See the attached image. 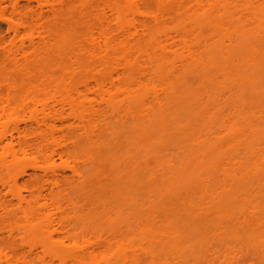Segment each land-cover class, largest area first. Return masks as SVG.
Wrapping results in <instances>:
<instances>
[{
    "label": "rangeland",
    "instance_id": "374dc122",
    "mask_svg": "<svg viewBox=\"0 0 264 264\" xmlns=\"http://www.w3.org/2000/svg\"><path fill=\"white\" fill-rule=\"evenodd\" d=\"M13 1L0 7V67L4 70L0 85L8 81L25 86L33 79L11 74L3 58L4 48L15 39L10 29L14 15L9 2ZM135 1L148 14L172 7L159 0ZM51 22L48 33L54 40L53 52L37 58L30 70L41 66L60 74L56 62L68 64L67 54L82 26L70 22L75 31L62 40L59 22ZM256 31L264 34V28ZM214 33L213 27L203 31L204 36ZM257 34L248 36L245 44L228 46L224 56L213 45L205 50L208 59L214 56L226 66L224 72L187 65L172 74L174 69L167 64L162 75L167 91L160 103L152 99V91L140 92L125 108L123 119L107 112V122H100L93 141L79 133L72 137L70 161L81 168V178L66 169L71 183L63 185L54 201L67 210L75 234L89 236L123 228L128 235L130 226L131 239L149 244L151 232L168 234L174 229L172 236L158 237L157 260L138 254L141 264H264V213L257 212L264 208V47L258 50L260 58L249 48ZM241 52L248 58L244 64L234 58ZM153 72L156 78V67ZM91 75L79 70L68 81L75 84ZM33 76L40 72L34 71ZM133 80L126 77V83ZM1 87L0 106H8L6 117H0L1 132L15 123L23 125V120L30 123L26 109L16 108L23 98L44 102L55 97L54 91L45 96L29 88L9 95ZM224 124L230 132H222ZM1 143L0 158L5 155ZM16 150L15 161L8 158L9 173L0 169L2 201L11 200L15 192L28 197L49 167L46 156L50 152L24 146ZM54 159L56 166H62L59 157ZM11 220L0 218V245L6 244L8 229L15 227ZM19 241L17 237L8 250L14 259L19 257Z\"/></svg>",
    "mask_w": 264,
    "mask_h": 264
},
{
    "label": "bare ground",
    "instance_id": "6f19581e",
    "mask_svg": "<svg viewBox=\"0 0 264 264\" xmlns=\"http://www.w3.org/2000/svg\"><path fill=\"white\" fill-rule=\"evenodd\" d=\"M24 1L9 2L14 15L10 29L15 39L4 48L3 58L10 64L11 74L31 78L34 83L23 86L5 81L0 86L9 95L29 88L45 96L54 91L55 97L43 102L27 96L16 105L17 109H26L29 117L25 119L30 123L27 125L23 120L24 126L15 123L0 131V141L5 146L0 169L9 173L8 158L15 161L16 148L22 146L50 152L46 156L49 167L43 169L28 197L15 192L11 200L0 198V218H14L16 222L15 227L8 229L6 244L0 245V264H141L143 258L139 253L154 262L158 259L156 249L161 237L172 236L174 229H169L168 234L153 231V240L140 244L130 238V226L128 235L121 228L79 236L75 234V227L70 228L67 210L60 201L54 200L63 185L71 183L66 169L74 177L81 178V168L70 161V151L74 149L72 137L79 133L93 141L100 122H107V112L121 117L140 92L152 91V99L160 103L162 93L167 91L162 77L167 64L174 69L172 74L187 65L212 66L224 72L226 66L213 59L214 56L209 57V61L205 50L213 45L215 51L224 56L228 46L242 41L245 44L248 36L263 29L264 0H255V3L253 0H159L161 4L171 3L172 7L156 14L142 12L135 0ZM6 2L0 0V7ZM51 21L59 22L62 40L68 32L75 31L70 22L81 25L82 29L67 54L68 64L56 62L60 74L47 70L48 73L38 66L34 71H39L40 76L35 77L30 70L32 63L53 52L50 51L54 40L48 33ZM211 27L216 33L204 36L203 31ZM256 38V43L249 48L260 58L258 50L264 47V34H257ZM241 54L234 58H240L244 64L248 58ZM83 60L89 64H84ZM155 67L156 78L152 77ZM79 70L90 72L92 77L75 84L69 82ZM3 71L0 67V75ZM127 76L134 80L126 83ZM31 103L33 106L27 107ZM0 107L3 115L0 117L4 119L8 106ZM226 124L222 126L223 133L231 131ZM54 156L59 157L62 166H56ZM13 182L17 184L16 178ZM7 184L2 185L6 187ZM257 212L263 215L264 208ZM17 237L20 253L14 259L8 250L17 243Z\"/></svg>",
    "mask_w": 264,
    "mask_h": 264
}]
</instances>
